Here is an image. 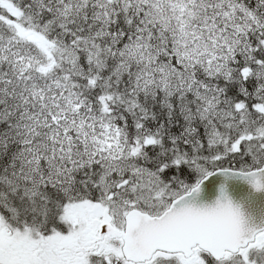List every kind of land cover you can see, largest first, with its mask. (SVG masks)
<instances>
[{
  "label": "snow or ice",
  "instance_id": "1",
  "mask_svg": "<svg viewBox=\"0 0 264 264\" xmlns=\"http://www.w3.org/2000/svg\"><path fill=\"white\" fill-rule=\"evenodd\" d=\"M232 179L264 192V0H0V264H264Z\"/></svg>",
  "mask_w": 264,
  "mask_h": 264
},
{
  "label": "water",
  "instance_id": "2",
  "mask_svg": "<svg viewBox=\"0 0 264 264\" xmlns=\"http://www.w3.org/2000/svg\"><path fill=\"white\" fill-rule=\"evenodd\" d=\"M227 186L231 197L235 201L241 202L247 211L257 216L264 213V192H253L245 182L239 179L227 181ZM215 194L214 189L206 187L201 194V199H211Z\"/></svg>",
  "mask_w": 264,
  "mask_h": 264
}]
</instances>
